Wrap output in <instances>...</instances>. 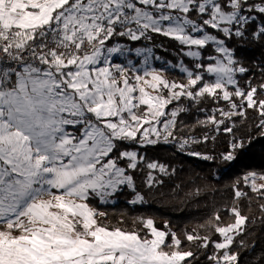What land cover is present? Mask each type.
Wrapping results in <instances>:
<instances>
[{
    "label": "snow or ice",
    "instance_id": "snow-or-ice-1",
    "mask_svg": "<svg viewBox=\"0 0 264 264\" xmlns=\"http://www.w3.org/2000/svg\"><path fill=\"white\" fill-rule=\"evenodd\" d=\"M245 11L264 14V3L0 0V264H182L193 256L180 251L175 234L158 230L152 219L143 223L153 239L108 230L96 224L97 213L86 202L77 201H88L92 195L103 199L125 185L134 190L133 177L119 161L132 170L142 161L136 151L121 150V145L178 139L177 117L186 111L181 98L227 102L229 110L217 111L229 120L255 109L264 127V99L257 98L258 89L250 84L247 91L242 89L236 78L247 69L238 64L224 39L207 31L211 28L229 39L243 37L245 25L253 19ZM149 33L187 48L185 55L197 61L194 69L199 71L181 64L187 83H180L146 68L130 82L131 69L111 60L125 50L107 42L113 36L151 39ZM254 35L264 38V26ZM208 46L220 56H208L212 62L204 64L200 50ZM136 55L144 53L136 49ZM205 74L214 79L207 80ZM224 119L209 117L217 127ZM188 143L185 139L179 147L183 150ZM146 166L166 172L157 163ZM252 189L264 195V184L257 188L254 178ZM235 195L243 194L237 190ZM138 201L143 197L132 203ZM230 211L234 223L215 228L223 237L215 248L224 250L210 257L215 264L237 262V255L227 250L247 217L237 208ZM168 235L173 245L166 246L175 251L161 247ZM186 238L200 239L191 234Z\"/></svg>",
    "mask_w": 264,
    "mask_h": 264
},
{
    "label": "trees",
    "instance_id": "trees-1",
    "mask_svg": "<svg viewBox=\"0 0 264 264\" xmlns=\"http://www.w3.org/2000/svg\"><path fill=\"white\" fill-rule=\"evenodd\" d=\"M249 2L260 4L264 0ZM244 14L253 19L245 25L243 37L229 39L211 28L207 31L224 39L238 64L247 69L245 73L237 74L239 86L246 91L249 84L256 87L257 98L264 99V92L260 91V86L264 85V38L254 35L264 26V14L256 11H245ZM149 35L151 39L138 41L127 36H113L107 46L122 43L132 49L150 50L158 58L155 68L162 70L169 81L187 83L186 73L177 68L181 64L199 71L194 69L197 61L185 55L187 48L179 42L159 34ZM201 54L203 60L200 62L204 64L212 62L208 56L219 55L213 46L201 49ZM205 78L212 80L207 74ZM179 104L186 111L177 117L175 135L178 139L159 140L148 145L134 142L121 145V150L136 151L142 161L136 170L127 169V162L119 161L133 177L134 190L123 187L112 195L114 203H102L92 195L89 204L104 214L102 220L110 229L135 232L140 237H145L147 232L143 222L152 219L158 230L175 234L181 241L180 251L193 253L182 264H215L210 257L220 256L224 251L215 248V242H222V236L215 228L234 223L235 216L230 210L237 208L241 215L247 217V222L227 251L237 255L236 264H264V195L253 191L247 182L249 175L264 176L262 118L255 109H247L244 116L224 119L217 109L229 110L227 102L214 103L208 97L197 102L181 98ZM175 106L174 102L169 109ZM213 115L217 120L224 119V123L218 127L211 124L209 117ZM228 127H231V132L226 131ZM185 139L189 143L182 150L179 144ZM234 144L238 146L233 148ZM189 153H199L211 159L205 160ZM226 154L233 158L224 159ZM149 162L163 165L166 172L156 171L157 177L151 181L152 169L146 166ZM237 190L243 195L236 197ZM138 196L143 197V201L132 203ZM189 234L200 239L188 241L186 237ZM204 237L208 240L204 241ZM204 243L207 247L203 246ZM166 245H173L172 235L166 237V243L161 247L167 252L176 250L174 246Z\"/></svg>",
    "mask_w": 264,
    "mask_h": 264
},
{
    "label": "rangeland",
    "instance_id": "rangeland-1",
    "mask_svg": "<svg viewBox=\"0 0 264 264\" xmlns=\"http://www.w3.org/2000/svg\"><path fill=\"white\" fill-rule=\"evenodd\" d=\"M194 35H200V34L197 33V34H194ZM117 45L121 46L122 49H124L125 51L123 52L122 55L121 54H114L112 56V58H111L112 63L113 64H120V65L124 66L125 68L131 69V71L128 72V76L130 77V82H134V79H133L134 76L136 74H141L142 75L146 68L149 71L156 70L159 74H161L164 78H166L162 70H159V69L155 68V62H156V60L158 58L154 57L153 53L150 50L143 49V48H136V49L142 50L143 53H144V55H139L138 56V55H136V49H132L129 46H126L125 44H122V43H118V44H115L113 46H117ZM110 47H112V46H110ZM128 49H131V51H128ZM193 50H196V49L194 48ZM145 56L147 57V61H148L147 64L144 63ZM219 56H220V54L217 57H219ZM177 68L181 71V65H179ZM209 77H211V76H209ZM211 79H214V77H211ZM230 90H231V88H230ZM149 91H151V90H149ZM152 94H155V93H152ZM169 107H170V105L168 106V108ZM159 140H163V137H161ZM156 171H159V169L152 170L150 177L155 179L157 177ZM261 177H264V176L249 175L247 182L250 185V187H252V180L254 178L256 186H257V188H259V186L261 184H264V180L260 179ZM150 180L153 181V179H150ZM123 187H128V186H126V185L125 186H121V189H123ZM128 188L132 189V187H128ZM53 191H55V190H53ZM97 197L99 198V200L102 203H114L115 202L111 198L112 195L108 196L106 198H103V199L101 197H99V196H97ZM45 199H48V197H45ZM77 202H86L89 205V207L92 208L97 213V215L94 217V219L96 220V224L98 226H103V227H105L108 230H116V229H110L107 226V224L102 220V217L104 216V214L102 213V215H101L100 214L101 212H99L95 208H93L89 204L88 201H77ZM53 211H55V209H53ZM77 229L80 230V225L79 224L77 225ZM145 237L147 239H153V237L150 235V230L149 229H147ZM145 237H142V238H145ZM222 242H223V237H222ZM165 243H166V241H165Z\"/></svg>",
    "mask_w": 264,
    "mask_h": 264
}]
</instances>
